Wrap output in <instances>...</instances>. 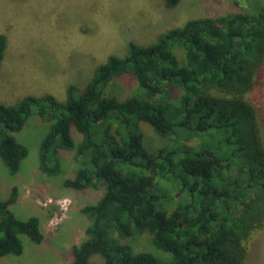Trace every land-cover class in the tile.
Masks as SVG:
<instances>
[{
  "label": "trees",
  "instance_id": "trees-1",
  "mask_svg": "<svg viewBox=\"0 0 264 264\" xmlns=\"http://www.w3.org/2000/svg\"><path fill=\"white\" fill-rule=\"evenodd\" d=\"M162 1L168 9L181 0ZM261 1L189 20L146 45L128 42L83 88L68 85L63 101L46 94L0 104V160L10 175L28 154L15 134L35 115L47 123L40 172L59 175V152L72 151L77 168L62 186L103 190L80 210L89 224L69 264H92L93 255L102 264H245L248 240L264 230V147L245 100L264 62ZM5 47L0 35V66ZM124 75L134 93L118 98L111 89ZM141 123L169 143L150 151ZM16 193L0 199V257L22 253L20 235L43 239L37 217L9 209ZM143 234L158 255L135 250Z\"/></svg>",
  "mask_w": 264,
  "mask_h": 264
},
{
  "label": "rangeland",
  "instance_id": "rangeland-1",
  "mask_svg": "<svg viewBox=\"0 0 264 264\" xmlns=\"http://www.w3.org/2000/svg\"><path fill=\"white\" fill-rule=\"evenodd\" d=\"M260 1L181 0L167 9L162 0H0V35L6 39L0 66V104L14 105L24 97L46 94L63 101L68 85L83 88L98 64L110 55L126 53L128 42L146 45L161 32L189 20L253 11ZM114 80L111 90L118 98L134 93L131 77ZM245 100L264 147V62ZM140 127L150 151L169 143L145 123ZM46 130L47 123L33 115L15 134L28 154L14 175L0 160V199H6L15 187L16 201L9 209L20 220L37 217L43 234L39 244L20 235L22 253L2 256L0 264H69L71 247L85 239L89 224L80 210L102 194L101 187L75 191L62 186L77 168L72 151L59 152V175L47 177L40 172L37 155ZM71 135L79 139L73 129ZM248 244L245 264H264V230L254 233ZM133 246L136 251L158 255L147 234L135 239ZM89 262L102 264L97 255Z\"/></svg>",
  "mask_w": 264,
  "mask_h": 264
}]
</instances>
